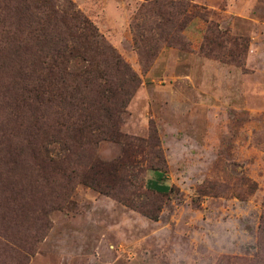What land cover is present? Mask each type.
Listing matches in <instances>:
<instances>
[{
	"label": "rangeland",
	"instance_id": "rangeland-1",
	"mask_svg": "<svg viewBox=\"0 0 264 264\" xmlns=\"http://www.w3.org/2000/svg\"><path fill=\"white\" fill-rule=\"evenodd\" d=\"M66 1L138 77L116 130L145 152L106 190L82 179L121 144L61 163L69 153L49 136L57 163H42L27 146L26 35L0 34V264H264V0H193L177 32L185 50L159 22L137 30L146 0Z\"/></svg>",
	"mask_w": 264,
	"mask_h": 264
},
{
	"label": "trees",
	"instance_id": "trees-1",
	"mask_svg": "<svg viewBox=\"0 0 264 264\" xmlns=\"http://www.w3.org/2000/svg\"><path fill=\"white\" fill-rule=\"evenodd\" d=\"M192 2L146 0L139 10L143 23L136 25L137 30L145 29L149 22H159L160 27L167 29V38L172 40L167 41L168 46L185 50L187 43L177 32L189 21L188 9ZM8 23L14 26L13 31L5 29ZM17 24L21 27L20 36L26 35L17 53L24 58L29 56V63L23 61L18 73L26 68L30 70L37 113L34 132L27 131L32 138V142L27 140V146L31 145L42 163L51 166L57 162L46 149L51 141L49 136L69 153L65 159L60 158L61 163L102 141L121 144L122 155L118 159L109 164H92L82 179L83 184L99 190L116 187L121 175H129L125 171L135 167L133 158L145 152L141 140L116 130L131 94L139 85L138 77L69 1L0 0L3 42L8 38L10 42L17 41ZM207 28L216 38L228 39L217 29ZM204 39L207 41L208 35ZM205 52L210 55L211 51ZM78 61L82 65L74 67L73 63ZM125 182L129 183V178ZM168 190L160 186L156 191Z\"/></svg>",
	"mask_w": 264,
	"mask_h": 264
}]
</instances>
